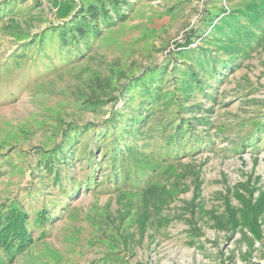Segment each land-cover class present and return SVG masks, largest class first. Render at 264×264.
Listing matches in <instances>:
<instances>
[{"label": "rangeland", "instance_id": "obj_1", "mask_svg": "<svg viewBox=\"0 0 264 264\" xmlns=\"http://www.w3.org/2000/svg\"><path fill=\"white\" fill-rule=\"evenodd\" d=\"M115 1L127 19L76 58L57 29L81 0H0V213L29 214L28 244L0 247V264H264V39L233 71L211 68L208 90L171 77L181 51L209 45V17L248 0ZM142 109L131 133L113 128L116 110ZM169 121L189 139L168 144ZM231 214L240 223L220 228Z\"/></svg>", "mask_w": 264, "mask_h": 264}, {"label": "trees", "instance_id": "obj_2", "mask_svg": "<svg viewBox=\"0 0 264 264\" xmlns=\"http://www.w3.org/2000/svg\"><path fill=\"white\" fill-rule=\"evenodd\" d=\"M81 1L83 5H81V9L76 14L77 16L75 17V20L73 22H68V24L66 23L62 26V28L60 27L57 29L59 31L58 37L61 53L65 50H71L70 55H73V51H76L77 53L74 54L77 55V57L75 56L76 58H79L85 50L88 51L92 46V43L99 38L98 34L100 33L101 26L111 28L117 21L124 22L127 19V16L122 13L121 6L118 1ZM105 1L110 2V9L109 6L107 7ZM263 1L264 0H248V3L246 2L243 7L236 10L238 12L237 14L227 15L226 17L219 16V13L225 12V10L220 9L214 17H209L210 20L213 21L209 24L211 30L207 35L203 34L201 38L203 39L206 37L207 40H204V44L208 42L209 45H207V47H198L192 51V49H189V45L194 42L190 40L185 46H183L187 47L189 51H181L178 55L188 57V59H190L188 60V62L190 61V64L188 65V62H185V69L184 67H179L178 71H174L171 76L177 78L176 82L179 85L181 93L186 95L189 91H192V89H202L203 91L208 90V88H211L212 85L209 82L216 80V76H213L214 69H221L224 67L223 69L226 68L225 70L227 71H233L235 68L234 62L237 61L238 57L249 56L252 52H254V50H257L261 46L262 40L264 39V13L262 14L263 10L258 7L259 4L257 2L262 3ZM63 8L65 9L59 13V18H63L64 16L66 17L70 13V8L68 6ZM258 28H260V34L262 32V35L252 39V33L255 32L253 29L256 30ZM255 35L256 34H254V36ZM210 39L215 41L210 42ZM73 47H75L76 50L73 49ZM214 53L219 56L220 60L213 56ZM223 59H228L232 62V64H230V66L223 64ZM151 75L152 74H150V76ZM147 99L153 101L155 98ZM172 99L175 98H171L170 100ZM117 112L118 111L116 110L113 114V118L111 119V121L114 120V122H116L113 124V128H117L116 125L124 124L131 127L127 133H131L132 128H137V124H141V120L145 119V116L142 114L144 109H142L141 113L134 112L128 115L125 121H120L121 114ZM117 116L119 117V121H116ZM175 117L178 116L176 115ZM175 125H177V121L174 123L169 121L167 125L161 126L162 131L165 132L167 129L171 131V134L167 137L168 144L171 142L176 143L179 138L181 140H184V138L189 139V137H187L188 133H185L183 124H178L177 128L174 129ZM103 135L104 133L102 136ZM119 138L120 135L118 133L117 135H114L115 141L118 142ZM125 147L127 148L129 146ZM111 151L112 152L105 154L104 157L107 164H112V167H114L118 165L119 158H117V150ZM120 166L121 167L118 166V174H116L112 168V172L109 176L112 177L109 178V181L115 186L120 183V178L122 176L125 177V179L126 176H128L125 168H122V165ZM46 171H49L48 167H46ZM138 172L140 173V170H138ZM136 175L138 174L135 173L134 176ZM90 182H93V180L88 181V183ZM117 188L119 187L117 186ZM261 194L262 197L260 202L254 208L255 213L261 211L264 207V192ZM27 214L28 213H26L22 207L19 206H15L11 209V211L6 212V215H4L3 212L0 213V247H2V249L6 251H9L10 249H17L19 251L23 250L25 244H28V237L26 233L28 230L26 227V223L28 221ZM241 214L243 215V211ZM246 216L247 215L245 214L244 217ZM41 217L42 215H40L39 218ZM39 218L36 219V222ZM239 221L240 220H238L237 217L231 214L229 220L221 218L217 221V224H219L220 228L224 227L225 224H229L233 227L235 223L238 225L240 223Z\"/></svg>", "mask_w": 264, "mask_h": 264}]
</instances>
